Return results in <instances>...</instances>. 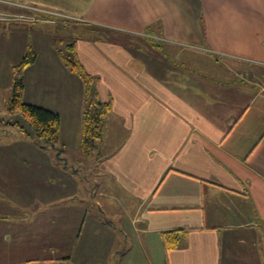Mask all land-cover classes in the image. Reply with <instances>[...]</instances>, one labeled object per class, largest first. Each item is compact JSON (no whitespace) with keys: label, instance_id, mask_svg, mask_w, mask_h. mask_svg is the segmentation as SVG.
I'll return each instance as SVG.
<instances>
[{"label":"crops","instance_id":"1","mask_svg":"<svg viewBox=\"0 0 264 264\" xmlns=\"http://www.w3.org/2000/svg\"><path fill=\"white\" fill-rule=\"evenodd\" d=\"M0 1L9 33L60 15L80 28L78 56L113 101L96 147L100 182L87 184L92 169L81 163L57 167L40 213L28 219L33 205L21 198L0 219V262L264 264V0ZM40 38L37 102L60 113L58 143L83 161L96 150L83 148L84 83L55 38ZM22 142L20 160L48 156ZM167 231L177 245H166Z\"/></svg>","mask_w":264,"mask_h":264},{"label":"rangeland","instance_id":"2","mask_svg":"<svg viewBox=\"0 0 264 264\" xmlns=\"http://www.w3.org/2000/svg\"><path fill=\"white\" fill-rule=\"evenodd\" d=\"M1 16H4V14L0 13V17ZM64 17L65 16L62 17V15L57 17L59 22L55 24L28 25L26 27L27 31L25 30L24 32L26 34L9 33V30L12 28V24L10 26V24L0 21V74L2 75L0 78V204L8 206V209H0V219L6 216L12 217L14 215V213L11 212L12 210L20 211L16 207L17 205H15V203H18L21 198L23 199L22 201L26 200L33 205L25 210L29 213L26 215L28 216V219H32L35 216L36 211L40 213L39 209L46 206L43 204L40 205V202H45V196L48 188L53 187L51 175H53V171L57 167L64 170L65 165L70 168L78 163H81L84 167L82 168V171L92 169V176L90 178L87 177V184L91 182L94 187L95 183H98L101 180L99 176L94 173H99L98 168L100 167V164L98 161V155L100 152L104 153V149H96L92 154L85 156L83 161L74 162L73 158L75 154L83 157V155L79 154L80 150H76L75 146L72 148L70 146H66V149L63 152L60 143H57L55 148L49 147L43 150V152L48 156L45 157L42 163H34V156L31 161H22L18 155H21L23 153L22 149L27 146V144L22 141L26 140L36 146H40L42 141L34 134H27L18 126L9 124L12 120L24 121V117L21 113L17 112L13 114L8 110L7 103L9 99V90L6 88L7 84H5V81H7L8 78L4 79L5 76H12V66L20 60L22 57L21 55H23L22 53H25L26 49L23 44L24 39L27 38L28 42L32 43L39 53L38 64L34 65L32 69L28 71V75L30 76H24L26 84L24 100L38 104L37 101H40L38 98H42V96L46 97V95L42 93L43 90L40 93L36 84L34 85V80L36 79V76H38L36 74H38L37 72L40 70L39 67L44 68L43 64L46 57L45 49L47 44L43 43V39H41L40 36H53L55 38L56 49L65 50L66 44L73 42L76 39L78 35L77 30L79 31L80 29L68 23L64 24L63 21L67 20V18ZM17 39L21 44H16V48H11L10 43L16 42ZM139 40L143 41L151 39L145 38ZM148 43L151 44L149 41ZM151 48L154 47L151 46ZM45 72L49 74L55 73L54 70L43 69V73ZM38 105H41V103ZM28 127L30 130L32 129L30 126ZM78 148L80 147L78 146ZM64 157L69 160L62 159ZM49 163L50 165H48ZM51 165H54V167ZM66 171L70 174V171ZM58 185H60L62 191L67 189V187L64 188L61 183H55V186ZM34 200H36L37 203L33 204V202H35ZM66 212H68V210H66ZM44 218L47 219L46 216H44ZM35 226L36 222L33 219L32 230L35 229ZM65 245L68 246L69 243H61L60 247ZM79 249L80 245L75 246V252ZM12 259L5 263L0 262V264H14ZM33 264H71V262L60 261Z\"/></svg>","mask_w":264,"mask_h":264},{"label":"trees","instance_id":"3","mask_svg":"<svg viewBox=\"0 0 264 264\" xmlns=\"http://www.w3.org/2000/svg\"><path fill=\"white\" fill-rule=\"evenodd\" d=\"M60 55L70 71L78 75L84 83L87 93V103L83 116V148L86 153H92L97 147V141L102 138L108 116L113 109V101L102 100L97 88L98 76L91 74L78 56L76 41L66 44ZM38 57L37 51L29 44L26 53L12 66L8 110L11 113H21L24 121L12 120L11 125L18 126L27 134H34L41 141V148L56 147L61 129V115L58 111L48 107L27 102L25 93V70L33 64ZM30 126L32 129L30 130ZM165 243L168 247L178 244L180 234L176 231L164 232Z\"/></svg>","mask_w":264,"mask_h":264}]
</instances>
